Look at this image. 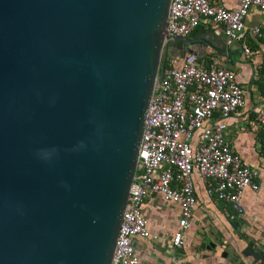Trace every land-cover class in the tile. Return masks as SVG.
<instances>
[{"label":"water","instance_id":"obj_1","mask_svg":"<svg viewBox=\"0 0 264 264\" xmlns=\"http://www.w3.org/2000/svg\"><path fill=\"white\" fill-rule=\"evenodd\" d=\"M170 2L0 0V264H111Z\"/></svg>","mask_w":264,"mask_h":264},{"label":"built area","instance_id":"obj_2","mask_svg":"<svg viewBox=\"0 0 264 264\" xmlns=\"http://www.w3.org/2000/svg\"><path fill=\"white\" fill-rule=\"evenodd\" d=\"M252 8L264 11V0H240L231 10L213 6L210 0H171L166 31L170 37H187L201 23H211L221 26L228 42L247 36L264 42V30L246 26ZM244 53L250 50L245 47ZM244 106V89L217 60L205 67L197 56L187 55L180 67L164 69L149 101L111 264H138L134 239H155L142 209L144 199L155 194L180 209L178 228L171 238L172 256L165 263L179 264L174 254L183 246L184 232L198 204L195 177L211 183L209 196L231 203L240 214V198L246 190L258 191L259 173L231 151L222 121ZM251 125L264 127V108L257 111Z\"/></svg>","mask_w":264,"mask_h":264},{"label":"crops","instance_id":"obj_3","mask_svg":"<svg viewBox=\"0 0 264 264\" xmlns=\"http://www.w3.org/2000/svg\"><path fill=\"white\" fill-rule=\"evenodd\" d=\"M240 0H210V4L227 10L236 8ZM247 27L264 30V11L252 8L245 19ZM204 33L208 43L201 44L205 67L217 60L218 66L235 74L244 89L245 106L231 114L222 123L225 139L231 151L243 163L257 170L258 191L246 190L241 198V212L236 213L231 203L209 196L205 183L195 177V195L198 201L192 213L190 227L184 232V243L175 258L179 264H264V127H253L256 113L264 108V42L246 37L240 42H228L221 26L201 23L193 34ZM248 48L250 54L244 53ZM172 63V62H171ZM177 67L182 59L173 62ZM218 118V114H215ZM143 216L149 232L155 239H134L138 264H165L171 259V238L178 228L180 209L168 203L161 195H150L143 201ZM215 245V248H211ZM251 245L252 250H247ZM253 251H260L258 256Z\"/></svg>","mask_w":264,"mask_h":264},{"label":"flooded vegetation","instance_id":"obj_4","mask_svg":"<svg viewBox=\"0 0 264 264\" xmlns=\"http://www.w3.org/2000/svg\"><path fill=\"white\" fill-rule=\"evenodd\" d=\"M197 35H198V34H193V33H192V34H190L189 36H197ZM174 53H175V52H174ZM178 56H180L179 53H178ZM177 59H178V58H177ZM167 60H168V62H171V58H167ZM180 60H181V59H180ZM180 60H179V61H180ZM173 61H174V60H173ZM175 62H178V61L175 60Z\"/></svg>","mask_w":264,"mask_h":264},{"label":"trees","instance_id":"obj_5","mask_svg":"<svg viewBox=\"0 0 264 264\" xmlns=\"http://www.w3.org/2000/svg\"><path fill=\"white\" fill-rule=\"evenodd\" d=\"M168 67H169V63H168V61H166V63H165V69L168 68Z\"/></svg>","mask_w":264,"mask_h":264},{"label":"rangeland","instance_id":"obj_6","mask_svg":"<svg viewBox=\"0 0 264 264\" xmlns=\"http://www.w3.org/2000/svg\"><path fill=\"white\" fill-rule=\"evenodd\" d=\"M168 63H169V67H175L174 64H172L171 62H168Z\"/></svg>","mask_w":264,"mask_h":264}]
</instances>
